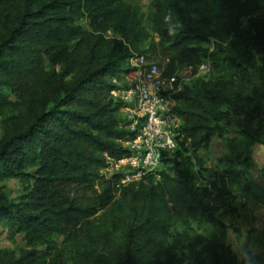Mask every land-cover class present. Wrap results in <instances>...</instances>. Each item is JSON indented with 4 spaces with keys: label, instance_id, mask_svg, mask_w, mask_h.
Listing matches in <instances>:
<instances>
[{
    "label": "trees",
    "instance_id": "trees-1",
    "mask_svg": "<svg viewBox=\"0 0 264 264\" xmlns=\"http://www.w3.org/2000/svg\"><path fill=\"white\" fill-rule=\"evenodd\" d=\"M154 6L151 29L173 53L165 74L207 55L214 74L175 96L179 148L162 159L174 174L158 171L157 184L146 175V183L122 188L124 174L105 179L103 171L109 159L131 155L122 143L138 134L111 92L126 87V63L149 38L139 9L125 0H0V183L27 185L15 199L0 187V227L24 233L33 246L19 256L0 252V264H47L51 254L52 264L252 261L240 262L226 243L223 218L237 198L228 183L240 174L226 171L210 188L198 187L193 155L231 127L264 145V0ZM170 14L183 25L175 34L165 20ZM211 39L218 41L209 53ZM96 184L100 193L88 198ZM193 223L209 234L195 232ZM68 230V245L55 253L52 238Z\"/></svg>",
    "mask_w": 264,
    "mask_h": 264
},
{
    "label": "rangeland",
    "instance_id": "rangeland-1",
    "mask_svg": "<svg viewBox=\"0 0 264 264\" xmlns=\"http://www.w3.org/2000/svg\"><path fill=\"white\" fill-rule=\"evenodd\" d=\"M125 2L139 9L144 28L149 33L148 40L135 53H144L149 60L160 63L168 71L169 68L174 66L173 53L172 51L163 50L162 43L165 42L157 34H154L151 29V21L156 13L154 0H125ZM253 18H257V16ZM249 19H243L244 28H247ZM216 41L218 40L211 39V42L206 44L204 48L209 49L210 53L213 48L212 44ZM224 44L226 45L227 43L225 42ZM204 61L208 62L211 67V72L205 76H203V73H199L198 65L196 64L181 66L176 63L177 67H175L174 72L185 75L189 84H201L214 74V64L211 58L207 55ZM120 116L128 119L125 111L121 110ZM5 121L6 116L0 115V138L3 137L6 129ZM193 157L197 163L194 180L198 187L208 186L210 188L211 183L220 180L226 171L231 170L240 174L237 180L234 182L229 181L228 183L232 184L229 188L237 198L229 203V210L223 218L227 225L226 243L237 255L240 262L245 259H252L250 264H264V145L251 143L246 138L238 135L235 127H231L228 135L214 137L208 148L201 149ZM160 171L168 172L170 175L174 174V170H171L170 166L166 164L161 167ZM115 172L112 169L103 171L105 179H109L116 173H125L123 170ZM146 175L154 177L155 184L161 181V175L156 171L136 177H128L126 183L122 182L120 186L126 188L129 185H139L146 181ZM25 186L27 185H23L16 179L0 183V187L4 188L5 193L11 199L18 198L24 192ZM120 191L117 193V198L121 197ZM98 193H100V186L96 184L88 190L87 197L93 198ZM101 214L96 218V221ZM192 228L198 234L206 236L209 234V230L199 223H193ZM70 233V230H68L65 234L52 238L50 247L55 253L66 248L68 239L71 237ZM32 249L33 246L28 244L24 233L17 232L10 225L0 227V252L3 254L15 253L19 256ZM37 249L48 252L47 246L44 245L38 246ZM54 257L55 254H51V257H48L47 264H52L53 260H55ZM70 262V259L66 258L60 264H69Z\"/></svg>",
    "mask_w": 264,
    "mask_h": 264
},
{
    "label": "built area",
    "instance_id": "built-area-1",
    "mask_svg": "<svg viewBox=\"0 0 264 264\" xmlns=\"http://www.w3.org/2000/svg\"><path fill=\"white\" fill-rule=\"evenodd\" d=\"M197 68L203 76L211 72L206 61ZM126 70V87L121 84V88L112 91L111 95L124 103L122 111L130 120L129 129L138 130V134L133 140L122 143L131 155L116 161L109 159L106 169L123 170L121 183H126L128 177L158 172L164 165V156L179 148L177 137L182 120L175 112L179 103L175 96L189 84L185 75L179 72L166 75L160 63L141 53H132Z\"/></svg>",
    "mask_w": 264,
    "mask_h": 264
},
{
    "label": "clouds",
    "instance_id": "clouds-1",
    "mask_svg": "<svg viewBox=\"0 0 264 264\" xmlns=\"http://www.w3.org/2000/svg\"><path fill=\"white\" fill-rule=\"evenodd\" d=\"M165 20L170 22L171 27H170V34H175V32L182 28L183 25L181 23V21L178 18H173V16L170 14L168 16L165 17Z\"/></svg>",
    "mask_w": 264,
    "mask_h": 264
}]
</instances>
